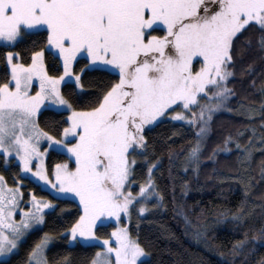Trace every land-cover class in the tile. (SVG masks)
<instances>
[{
  "label": "snow or ice",
  "instance_id": "6c2138e0",
  "mask_svg": "<svg viewBox=\"0 0 264 264\" xmlns=\"http://www.w3.org/2000/svg\"><path fill=\"white\" fill-rule=\"evenodd\" d=\"M251 27L258 28L259 47L264 50V0H0V46L12 48L24 38H39L32 41L30 63L20 62L18 52L6 53L10 73L0 82V157L7 164L14 153L23 173L51 185L58 197L70 194L78 200L80 214L65 231L73 240L86 238L98 248L90 264H144L149 253L121 221L130 218L135 204L145 213L149 198L156 200L154 207L164 202L153 177L160 158L149 162L145 155L146 127L171 114L172 120L194 128L186 150L169 152V175L182 154L184 172L191 170L198 177L213 115L235 94L228 82L243 54V47L234 54L238 36ZM78 57L88 61L80 73L73 64ZM61 65L59 75L51 74ZM86 68L116 79L77 108L60 85L66 78L74 81L73 94L79 95L76 89L84 87ZM42 107L69 114L53 123L54 132L46 131L37 119ZM240 108L249 119L264 116V101L259 110L243 104ZM245 127L252 133L248 145L258 140L264 151V131L257 135V125ZM259 127L264 128V118ZM41 139L66 152L67 159L55 165L54 173L42 164L34 172L30 166L33 156L47 152L39 150ZM234 139L225 137L224 147L216 145L206 158L215 161L220 151H230ZM236 148L242 150L238 157L242 165L251 161L254 145L250 148L236 139ZM141 157L147 174L134 194L132 177ZM236 179L243 182L242 177ZM187 187L185 181L181 191ZM172 191L175 204L174 179ZM20 196L19 186L5 188L0 175V257L10 258L28 230L44 223L43 210L54 207L52 200L33 195V207L21 210L17 222L13 215ZM175 210L184 215L182 207ZM233 219H243L242 209ZM112 222L110 233L97 234ZM259 233L258 238L264 239V225ZM51 239L44 233L27 252L24 264H49L46 249ZM246 243L247 233L235 242L233 252Z\"/></svg>",
  "mask_w": 264,
  "mask_h": 264
},
{
  "label": "trees",
  "instance_id": "16d2710c",
  "mask_svg": "<svg viewBox=\"0 0 264 264\" xmlns=\"http://www.w3.org/2000/svg\"><path fill=\"white\" fill-rule=\"evenodd\" d=\"M259 31L256 27L248 28L238 36L234 54L243 47L242 57H238L235 65V76L231 77L228 87L234 89V95L229 100L230 108L240 107L242 104L257 110L264 101V50L259 47ZM250 39V44L248 39ZM33 40L38 37L24 38L15 47L0 46V82H3L6 73H9L5 64L8 51L20 53V62H29ZM40 44L37 43L36 47ZM86 60L78 59L74 64V71L80 73L86 65ZM249 66L251 70L249 71ZM59 71L51 69V74L59 75ZM116 77L98 69H85L82 74L83 89L73 94L75 86L72 83L61 85V90L77 108L86 103ZM65 118L64 112L51 109L42 110L38 116L40 127L54 132L53 123ZM264 118L257 114L249 119L244 114L216 113L211 122L202 165L197 177L189 170L184 172L182 167L183 155L175 158L172 166V175H169V152L181 153L194 137L195 129L182 123L161 121L145 130L148 148L145 155L149 162L160 158L159 167L153 173L158 190L164 196V202L159 207L151 209L143 217H135L128 224L129 233L146 249L149 255L144 264H259L264 259V239L259 237V229L264 225V177L261 176V166L264 162V151L257 150L252 154L247 168L242 165L238 157L242 150L236 148V139L242 145H247L251 130L247 125H257V135L264 131L260 128V120ZM63 127L64 125H59ZM242 132V136H238ZM228 135L235 139L229 143L228 152L220 151L215 161L206 157L216 145L224 147L223 141ZM66 157L55 151H50L46 160L47 171L51 173L54 165L62 163ZM215 169V171H213ZM247 169V170H246ZM254 175V183L248 190L246 182L249 174ZM146 166L135 168L133 178L143 180ZM0 175L4 177L6 186L15 187L18 184L23 194V201L28 202L30 196L52 200L54 207L45 214V220L40 229L32 231L20 244L18 251L8 260L0 264H24L27 252L44 233H49L54 241L47 248L46 255L49 264H90L95 252L93 245H69L63 235L70 229L80 214L77 203L72 199L53 197L48 191L40 188L32 180L20 174L18 165L11 161L7 168L0 164ZM236 177H242L241 180ZM173 179L175 183V204L173 203ZM187 181L185 192L181 191L183 183ZM251 198V199H250ZM248 199V200H247ZM182 207L184 215L177 214L176 207ZM247 218L243 222L229 220L238 210ZM187 216V220L185 219ZM222 224L218 225L217 222ZM113 225L108 224L98 231L104 236L110 233ZM205 230V244L199 246L197 235ZM247 243L242 250L233 252L235 242L245 239ZM198 242L195 243V242ZM204 245H207L206 250Z\"/></svg>",
  "mask_w": 264,
  "mask_h": 264
},
{
  "label": "rangeland",
  "instance_id": "374dc122",
  "mask_svg": "<svg viewBox=\"0 0 264 264\" xmlns=\"http://www.w3.org/2000/svg\"><path fill=\"white\" fill-rule=\"evenodd\" d=\"M78 59H80V57H78ZM83 59H84V58H83ZM85 60H86V59H85ZM75 62H76V61H74L73 64H75ZM86 62L88 63L87 60H86ZM87 63H86V64H87ZM5 64H6V67L8 68L9 73H10V68L7 66L6 56H5ZM84 68H85V66H84ZM61 69H62V65H61ZM86 69H91V68H86ZM62 71H63V69H62ZM62 71H61V72H62ZM65 83H72V84L75 86L74 81L69 82V81L67 80V78H66V81L61 82V85L65 84ZM61 85H60V87H61ZM37 87H38V85H37ZM78 90H81V89H78ZM230 98H231V97H230ZM229 100H230V99H229ZM201 102H202V103L206 102V98H205V99H202ZM230 106H231V105L229 104V101H228V102L226 103V106H225L224 108L220 109L219 111L215 112L214 114H216V113H230V114H234V112H235V113H238V114H242L243 111H244V110L241 109L240 107H236V108L233 109V108H230ZM48 109H51V107H49ZM228 109H233V110H232V111H229ZM237 109H240V111H237ZM42 110H44L43 107H42ZM42 110H41V111H42ZM51 110H52V109H51ZM193 111H198V107H197V106H194V107H193ZM64 113H65V118H66L67 115H68L69 113H67V112H64ZM188 115H191V113H188ZM244 115H245V114H244ZM245 116H246V115H245ZM165 120H168V121H171V122H176V123L186 124V123L183 122V121H174V120H172V119H171V114H169V116L164 117V118L161 119L159 122H161V121H165ZM159 122H157V123H159ZM157 123H154L153 125H155V124H157ZM153 125H151V126H147L146 129L152 127ZM186 125H187V124H186ZM253 145H254L253 152H254V151H257V150H260L261 145H260V143H259L258 140L254 141V142H253ZM253 145H250L249 147H250V148H253ZM45 149H47V152H46L43 156H40V157L33 156V157H32L33 163H32L30 166L33 168V172L36 170V165H39V164H42V166L47 170L46 160H47V157H48V154H49L50 151H55V152H57V153H61V154H63V155L66 157V159H67L66 152H64L63 150H61V149H59V148H57V147H50L46 139H41V141L39 142V150H40L41 152H44ZM11 161L13 162V164L18 165L19 170H20V174H21L23 177H26V178L32 180L34 183H36L37 185H39L41 189H43V190H45V191H48L53 197H55V198H59V199H72L73 201H75V202L78 204V200H74V199L71 197L70 194L67 195V196L61 195V196L58 197V196H57V192H56V190L53 189V188L51 187V185H48V184H46L44 181H41V180H39L37 177H34L32 173H23L22 170H21V165H20V163H19V159H18V157L15 156L14 153L12 154V156H11V158L9 159V161H8L7 164H5V162H4V158H3V157H0V164L3 166V168H7V167L9 166V164H10ZM143 165L146 166V174H147V165L144 163L142 157H141V158H138V162H137L135 168H136V167H139V166H143ZM247 166H248V162H245L244 167L247 168ZM54 170H55V165H54V167H53L51 173H54ZM246 170H247V169H246ZM51 173H50V174H51ZM146 174H145V177H146ZM253 176H254V175H252L251 173L249 174V177L252 178V179H251V184H250V186H248V187L245 188V189L248 190L251 186H253V183H254V178H253ZM50 178L55 182V177H54V175H50ZM132 179H133V181L135 182V186H134L133 189H132L133 193L135 194L136 192L139 191V185H140V183H141L145 178H144L142 181H141V180H136V179H134L133 177H132ZM248 179H249V178H248ZM247 184H248V181L246 182V185H247ZM17 186H19V189H20V185L18 184ZM5 188H9V187L6 186V184H5ZM20 193H22L21 189H20ZM38 199H39V198H38ZM250 199H251V198H250ZM247 200H248V199H247ZM46 201H47V200H45V202H46ZM154 205H156V200H155L154 198H149V200L146 202V207H147L149 210H148L147 212H145V213H140V212L138 211L140 205H139V204H135V206H133V207L131 208V216H130V218L127 217V216H125V217L122 218V221H121L122 226H127V227H128V224L130 223V220H131V219H133V218H135V217H143V216L146 215V213H148L151 209L156 208V207H154ZM32 207H33L32 196H30V198L28 199V202L25 203V202L23 201V194H22V196L19 197L18 208H17L16 212H15L14 215H13V219H14L15 221H17V222L20 221L21 216L23 215V212H22L21 210L27 211L29 208H32ZM51 209H52V208L44 209V210H43L44 216H45V214H46L49 210H51ZM247 216H248V214H247V215H244V216H243V219H241V220H234V219H233V216L230 217V218H228V219H229V220H233V221L243 222V221L247 218ZM217 223H218V225H220V224H222V221H221V222H217ZM110 224L113 225V227L115 226V223H114V222H112V223H110ZM41 226H42V224H41V225L34 226L32 229H29L28 232L26 233L25 237H23L22 240L19 242V246H20V244L26 239V237H27L32 231L37 230V229H40ZM5 231H8V230H5ZM205 234H206V231L203 230L202 233L198 234V236H196V235H197V232L195 233V235H193V238H194L195 240H197V241L200 240L199 243H201V244H200L199 246H201V247H202V244H205V242H204V241H205ZM63 235L66 236V238H67V243H68L69 245H76V244H80V245H93V242L86 241V238H80V237H77L76 240H73V239L71 238V234H70V232H65ZM51 237H52V236H51ZM53 241H54V239H53V237H52V239L50 240V243H49L48 247L53 243ZM194 242H195V241H194ZM195 243L198 244V242H195ZM48 247H47V248H48ZM203 248H205L206 250H208V249H207V248H208L207 245H204ZM46 250H47V249H46ZM17 251H18V249L15 251V253H16ZM15 253H14V254H15ZM14 254H12V255H14ZM12 255H11V256H12ZM145 258H146V257H144L143 260H144ZM8 259H9L8 257H0V262H2V261H6V260H8Z\"/></svg>",
  "mask_w": 264,
  "mask_h": 264
}]
</instances>
